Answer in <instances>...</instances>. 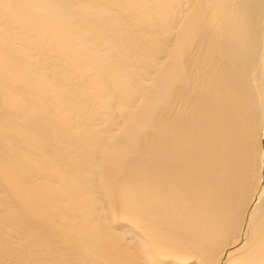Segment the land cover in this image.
Masks as SVG:
<instances>
[{
    "label": "bare ground",
    "instance_id": "bare-ground-1",
    "mask_svg": "<svg viewBox=\"0 0 264 264\" xmlns=\"http://www.w3.org/2000/svg\"><path fill=\"white\" fill-rule=\"evenodd\" d=\"M0 264H264V0H0Z\"/></svg>",
    "mask_w": 264,
    "mask_h": 264
}]
</instances>
